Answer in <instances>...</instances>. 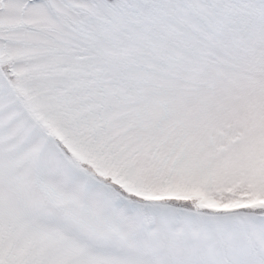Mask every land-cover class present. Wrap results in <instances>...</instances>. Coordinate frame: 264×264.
Listing matches in <instances>:
<instances>
[{
    "label": "snow or ice",
    "instance_id": "snow-or-ice-1",
    "mask_svg": "<svg viewBox=\"0 0 264 264\" xmlns=\"http://www.w3.org/2000/svg\"><path fill=\"white\" fill-rule=\"evenodd\" d=\"M0 264H264V0H0Z\"/></svg>",
    "mask_w": 264,
    "mask_h": 264
}]
</instances>
